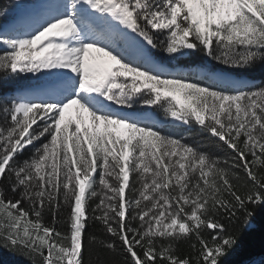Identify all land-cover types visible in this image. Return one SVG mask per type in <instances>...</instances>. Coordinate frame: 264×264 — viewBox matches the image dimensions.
Wrapping results in <instances>:
<instances>
[{
    "label": "snow or ice",
    "instance_id": "1",
    "mask_svg": "<svg viewBox=\"0 0 264 264\" xmlns=\"http://www.w3.org/2000/svg\"><path fill=\"white\" fill-rule=\"evenodd\" d=\"M257 71L264 0H0V256L227 264L264 208Z\"/></svg>",
    "mask_w": 264,
    "mask_h": 264
},
{
    "label": "trees",
    "instance_id": "2",
    "mask_svg": "<svg viewBox=\"0 0 264 264\" xmlns=\"http://www.w3.org/2000/svg\"><path fill=\"white\" fill-rule=\"evenodd\" d=\"M251 78L258 82L264 81V72L252 73ZM89 231H95V228ZM262 257H264V208L257 210L252 224L245 230L238 247L228 258L227 264H250L251 261H259ZM0 264H26V262L19 261L18 258L4 252L0 256Z\"/></svg>",
    "mask_w": 264,
    "mask_h": 264
}]
</instances>
